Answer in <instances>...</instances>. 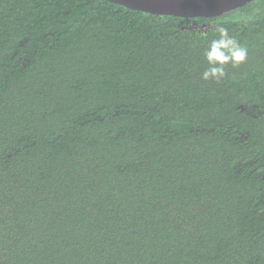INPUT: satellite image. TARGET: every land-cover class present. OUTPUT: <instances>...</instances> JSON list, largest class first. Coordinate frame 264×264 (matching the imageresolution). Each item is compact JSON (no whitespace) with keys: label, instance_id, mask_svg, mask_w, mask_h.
<instances>
[{"label":"trees","instance_id":"obj_1","mask_svg":"<svg viewBox=\"0 0 264 264\" xmlns=\"http://www.w3.org/2000/svg\"><path fill=\"white\" fill-rule=\"evenodd\" d=\"M0 264H264V0H0Z\"/></svg>","mask_w":264,"mask_h":264},{"label":"water","instance_id":"obj_2","mask_svg":"<svg viewBox=\"0 0 264 264\" xmlns=\"http://www.w3.org/2000/svg\"><path fill=\"white\" fill-rule=\"evenodd\" d=\"M131 9L176 17L218 16L252 0H109Z\"/></svg>","mask_w":264,"mask_h":264},{"label":"clouds","instance_id":"obj_3","mask_svg":"<svg viewBox=\"0 0 264 264\" xmlns=\"http://www.w3.org/2000/svg\"><path fill=\"white\" fill-rule=\"evenodd\" d=\"M215 33L216 37L203 50L207 67L201 73V79L220 82L228 75L229 67L238 68L248 61L249 49L231 35L227 27L217 26Z\"/></svg>","mask_w":264,"mask_h":264}]
</instances>
